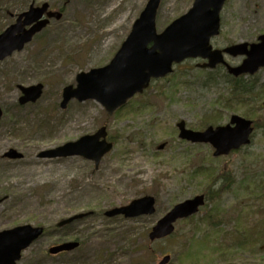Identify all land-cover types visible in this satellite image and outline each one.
I'll return each mask as SVG.
<instances>
[{
  "label": "rangeland",
  "instance_id": "1",
  "mask_svg": "<svg viewBox=\"0 0 264 264\" xmlns=\"http://www.w3.org/2000/svg\"><path fill=\"white\" fill-rule=\"evenodd\" d=\"M148 1L0 0V33L32 4L48 3L53 12L63 14L21 52L0 61V198H4L0 232L24 225L45 228L19 264H156L166 254L172 256L171 264H180L179 256L192 264L202 259L206 248L200 243L188 251L193 221H201L212 208L208 201L194 220L178 222L173 237L150 243V252H145L151 228L174 205L222 190V214L217 220L227 232L223 241L229 245L238 240L234 227L239 228L240 215L257 207L264 210V69L254 77L261 88L248 108L228 110L220 103L221 97L229 98L230 91L224 67L203 70L199 65L205 61L188 59L175 65L167 77L153 80L113 115L94 100H73L61 109L63 89L75 88L78 74L109 64ZM193 2L160 0L157 33L187 13ZM220 15V34L211 40L214 49L255 42L264 33V0H226ZM242 60L226 57L233 66ZM38 84L44 87L40 99L21 105L20 88ZM247 112L250 116L245 117ZM232 115L252 119L256 125L250 145L228 156L215 158L210 145L190 144L178 137L180 121L202 131L203 124L218 120L217 126L225 125ZM102 127L113 149L97 167L79 156L38 158L43 151L93 135ZM9 150L23 158H5ZM207 171L214 177L208 181L203 177ZM255 184H260L257 192ZM145 196L156 199L154 215L105 216ZM77 215L85 217L58 227ZM195 237L202 238L200 232ZM75 240L80 247L71 253H48L53 246ZM260 245L231 255L220 253L224 259L213 264H264V243ZM214 247L215 243L210 245Z\"/></svg>",
  "mask_w": 264,
  "mask_h": 264
},
{
  "label": "water",
  "instance_id": "2",
  "mask_svg": "<svg viewBox=\"0 0 264 264\" xmlns=\"http://www.w3.org/2000/svg\"><path fill=\"white\" fill-rule=\"evenodd\" d=\"M226 0H194L192 8L168 25L161 34L156 32V14L160 0H149L145 9L135 21L131 33L121 48L102 68L76 77L77 86L64 88L61 108L65 109L72 100L85 102L94 100L100 103L109 115L124 106L129 99L148 88L152 79L166 77L172 73L174 64L186 59L202 58L208 62L201 68L214 69L225 65L230 75H254L264 67V34L253 44L241 43L223 50H213L210 41L218 36L221 20L220 12ZM62 14L49 10V4L31 5L28 11L20 14L15 24L0 34V61L10 57L14 52L22 51L34 36L46 28L51 20H60ZM224 54L232 57L245 56L244 61L236 67L229 66ZM20 104L35 103L42 95L43 86L20 88ZM264 106V103H263ZM3 112L0 108V120ZM179 138L191 143L210 144L214 156L228 155L233 150L250 144L253 132L252 121L239 116H232L230 123L216 128L208 127L202 132L186 128L184 121L177 124ZM106 128L96 134L85 136L76 142L67 143L52 150L43 151L40 159L67 158L81 156L99 165L104 155L113 147L106 140ZM8 159H21L23 156L10 150L4 156ZM3 199H0V204ZM205 197L199 195L175 205L152 227L149 240L155 242L170 237L175 232V224L199 212L204 206ZM156 200L152 196L142 197L129 205L106 212L107 217L123 215L125 218L151 216L156 212ZM85 215H77L59 223L66 226ZM44 229L31 225L19 226L0 232V264H18L22 252L28 249L43 235ZM79 247L78 242H66L49 249L51 255L72 252ZM171 256L165 255L158 264H169Z\"/></svg>",
  "mask_w": 264,
  "mask_h": 264
},
{
  "label": "trees",
  "instance_id": "3",
  "mask_svg": "<svg viewBox=\"0 0 264 264\" xmlns=\"http://www.w3.org/2000/svg\"><path fill=\"white\" fill-rule=\"evenodd\" d=\"M226 76L228 78V84L230 87L229 98L221 97L220 103L224 102L228 110L237 109L233 108V106L248 108V106L252 102L254 103L257 100L255 95L258 87L261 88V86H259L256 79L251 77L245 78L243 76L239 78H233L229 75ZM244 116H250L249 112H247ZM217 124L218 120L208 122L203 124L202 128H207L208 126H217ZM200 172H202V170ZM204 175L205 176L203 177L207 181L214 178L213 176H209L210 172L208 171L204 172ZM209 184H207L208 188ZM222 187L224 186L222 185ZM255 187V191L257 192L260 189V184H258L257 186L255 184ZM221 191L217 190L210 196H208L207 201L211 202L212 208L208 211V213L201 221L198 222L194 220V217L191 218L194 220L192 225L194 233L191 240L192 248H190L188 251L192 250L195 245H199L200 243H202L206 247L205 251L209 252V254L206 255L204 254V251L202 253V259H198L192 264H213L214 262H216V260L223 258L222 256L218 255L220 253H227L228 255H231L239 251L255 250L257 247L261 246L260 243H264V210L258 209L260 207H257V210L255 212H246L245 215H240V217L237 219L239 228L234 227L235 231H237L238 233V240L236 241V243L234 242L229 245L223 241V237H226L227 232L222 227V222L217 220V218L222 214L219 206ZM244 216H247L249 218V223H246V218ZM199 232L202 236L201 239L195 237V235ZM213 243H215V247L210 248V245ZM198 250L200 252L202 248L200 249L199 247ZM145 252H150V242H148L145 246ZM216 254L218 256H214ZM196 259L197 258H195L194 260ZM179 263L185 264L184 258L182 256H179Z\"/></svg>",
  "mask_w": 264,
  "mask_h": 264
}]
</instances>
